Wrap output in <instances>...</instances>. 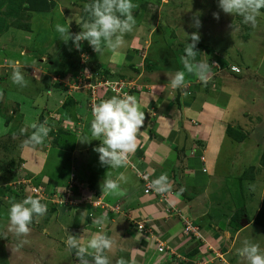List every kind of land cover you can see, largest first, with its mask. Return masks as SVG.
I'll list each match as a JSON object with an SVG mask.
<instances>
[{
	"label": "rangeland",
	"instance_id": "rangeland-1",
	"mask_svg": "<svg viewBox=\"0 0 264 264\" xmlns=\"http://www.w3.org/2000/svg\"><path fill=\"white\" fill-rule=\"evenodd\" d=\"M52 1L55 6L58 4V8L51 5L52 11L44 15L47 21L43 18L35 22L33 18H29L30 31L16 29L13 30L14 33L7 34L13 20L27 11L25 9L28 4L24 0H0V187L11 185L15 180L17 184L25 183L28 195L36 193L37 197H43L41 202L47 204V213L38 220L34 218L30 225L31 233L27 237L29 243L17 251L15 248L18 238L7 231L8 211L13 201L20 202L23 199L20 200L12 190L4 194L9 199H5V202L3 200L0 207V264H79L75 253L66 244L69 234L79 235L76 230L78 228H73L76 226L75 222L72 225L73 218L69 217V221L66 212L71 207L88 210L87 204L82 208L79 206L80 197L86 199L84 203L92 201L94 205L99 202L95 201V190L84 182L87 179L86 172L92 178L96 166L101 165L99 154L93 149L102 141L91 136V121L88 125V120L93 119L90 106L92 97L89 92L91 86H96L95 97L99 98L106 94L131 95L137 85L145 82V78H148L147 81L152 80L151 82L164 79L165 83H170L177 71H186L180 57L184 55L186 43H191L187 34L190 36L192 32L199 31L201 39L196 46V60L206 61L210 65L209 75L212 67H217L221 60L227 62L224 66L227 68L223 70L219 65L216 74L223 72L231 75L229 71L234 64L240 69L238 78L249 79H241L239 82L234 79L236 83L226 84L224 88L227 96L218 104V115L219 112L228 115V109L237 106L241 99L245 101L243 106L250 116L251 107L256 109L258 105L259 109H264V12H261L257 25L253 28L245 24L241 16L225 14L219 9L218 0H132L138 5L133 9L136 25L131 33L124 36V47L112 51L102 45V52L96 53L87 41L81 43L79 50L71 40L65 44L60 40L61 37L57 39L60 34L55 29L57 23L62 25V21H65L64 25L67 26L71 21L70 32L82 31V23L89 18L84 5L92 0ZM66 11L71 14L67 15ZM216 12L219 13L218 20L213 17ZM196 14H199L201 22L199 29L191 26ZM76 21L80 23L77 24ZM23 41L24 49L21 48L16 53V47ZM203 44L209 46L212 54L203 51ZM136 55L141 57L139 64H136ZM16 62H19L28 81L27 87L20 88L10 79ZM130 63L138 65L137 71L129 67ZM139 71L141 72L138 73ZM186 79L191 80L195 86L198 78L186 73ZM121 80L126 82L121 93L112 92L108 86H97L99 82L114 87ZM198 84L203 82L199 80ZM206 98L211 101L209 97ZM45 121L52 131L42 145L34 148L45 159L43 167L37 169L34 159L28 160V164L20 159V151L23 141L33 131L30 125ZM240 124L243 131L247 123ZM22 127L27 128L24 135L20 134ZM256 135V138L253 134L250 135L239 144L236 143L239 141L225 137L218 165L220 187L210 196L209 211L205 218L208 223L219 220L218 223L222 224L226 220L229 228L234 230L237 229L233 221L235 215L239 216L238 220L246 219L249 222L248 225H242L247 227L238 235L234 252L226 257L230 264H247L237 253L246 239L259 244L264 252V124H260ZM83 138L91 141L81 143L79 140ZM239 149L242 152H238ZM161 162L157 164L161 165ZM143 169L136 159L129 160L126 167L106 168L107 174L112 178L123 170L127 183L122 185L128 188L134 185L140 188L144 186L135 174L137 171H144ZM147 170L151 180H155L157 176L151 172L152 169ZM29 171L32 174L27 179L25 177ZM41 171L48 175L55 174L56 178L57 175L63 179L65 176L68 179L70 177V192L60 196L42 192L45 181L40 185L41 188L34 189L31 177ZM167 171L169 173L168 169ZM72 175L74 177L71 180ZM100 175L104 179L106 173ZM79 177L83 178L82 183ZM86 191L88 196L85 195ZM76 194L80 197H76ZM67 205L71 206L68 210ZM113 206V211L119 209ZM241 208L246 209V216L239 211ZM111 214L108 216L109 220ZM5 235L7 239L4 238ZM88 239L84 238L86 243ZM87 259L89 264H94L91 258Z\"/></svg>",
	"mask_w": 264,
	"mask_h": 264
},
{
	"label": "crops",
	"instance_id": "crops-1",
	"mask_svg": "<svg viewBox=\"0 0 264 264\" xmlns=\"http://www.w3.org/2000/svg\"><path fill=\"white\" fill-rule=\"evenodd\" d=\"M261 10L264 12V9ZM233 73L238 74V72H230L231 75ZM231 75L223 72L216 74L212 70L208 76L211 80H207L206 83L198 84L199 80L196 79L194 86L188 78L185 79L184 89L175 90L171 88L169 82L165 83L164 79L153 82L144 79V83L132 90L131 95L137 98L141 111L145 112V121L138 133L136 151L129 160L136 159L144 171L152 169L151 172L157 178L162 173H167L172 182L168 201H175L176 209L186 213L193 221H200L198 225L202 237L199 239L185 235L177 214L167 215L166 202L159 196L146 194L144 186L140 188L134 185L128 188L121 184V188L126 190L123 196L102 193V189L98 190L102 188L103 181L100 173L107 174L106 168L110 167L97 165L93 171L95 177L92 178L91 185L86 179L84 182L90 189L95 190L93 193L99 198L98 203H103L105 207L118 205L119 209L111 212L112 214L106 213L103 206V209H100L102 207H93L90 202L83 204L81 201L86 199L78 194L76 197H80L79 206L82 208L87 204L88 210L76 207L68 210L67 207L69 212H65L69 221L71 219L69 217L73 218L72 225L74 226V222L76 225L73 228L79 229H76L79 232L78 237L83 236L85 239L88 237L90 239L92 234L100 230L92 221L97 217H106L103 231L115 241L113 251L108 253L112 264L121 257L125 260L134 259L135 264H230L226 257L234 252L238 235L247 226H242L243 219L239 222L241 227L236 230L230 229L226 220V223L221 224L218 223L219 220L216 223H213L214 221L208 223L205 219L209 211L210 196L220 187L218 182L221 176L218 165L221 149L226 142L224 139L228 136L225 129L227 124H230L242 131L240 123L245 122L247 123L243 127L245 138L252 134L256 138L258 127L264 124L263 107L262 109H259L258 105L256 109L251 107L252 116H250L243 106L246 103L241 98L237 106L228 109V115L220 112L218 115V104L227 96L224 88L226 84L236 83L234 79L238 82L241 79L249 80L238 78L239 74ZM227 80L231 82H226ZM185 92L188 94L185 95ZM111 97L112 95L108 94L99 97L98 104ZM206 97L211 101H207ZM90 121L88 120V125ZM241 150L237 151L242 152ZM20 156L27 164L28 160L34 159L37 169L45 164L42 155L29 146H22ZM158 161H162V164L158 165ZM121 172L124 171L120 170L119 173ZM180 188L186 189L185 195L177 198L175 193ZM212 188L214 189L207 190ZM88 194L86 191L85 195ZM112 216L116 218L113 219ZM136 223L144 224L145 230H138ZM246 224L248 225L249 222ZM85 241L82 243L86 244ZM194 249L196 253L188 256V252Z\"/></svg>",
	"mask_w": 264,
	"mask_h": 264
},
{
	"label": "clouds",
	"instance_id": "clouds-1",
	"mask_svg": "<svg viewBox=\"0 0 264 264\" xmlns=\"http://www.w3.org/2000/svg\"><path fill=\"white\" fill-rule=\"evenodd\" d=\"M138 5L132 0H92L91 3L84 5V11L88 13L89 18L82 23V31L72 33L69 30L71 21L67 26L57 23L56 31L65 44L70 40L74 47L79 50L81 43L87 41L96 53L102 52L103 48L117 51L124 47V36L131 33L136 25V19L133 9ZM218 7L225 14L239 15L243 18L245 24L253 28L257 25V18L261 15V9H264V0H218ZM215 19H219V13H213ZM192 27L199 29L201 22L199 14L192 18ZM76 23H80L76 21ZM187 39L191 43H186L184 55L180 57L181 63L186 71H177L170 80L172 89H183L187 74H194L200 81L207 82L210 73V65L206 61H197V44L201 37L199 31L187 34ZM217 62H214L216 64ZM232 66L237 69H233ZM217 67H220L219 64ZM224 69V68H223ZM218 70V68H217ZM231 72H239L240 69L234 64L231 65ZM220 72V70H219ZM13 84L24 88L28 86L24 73L21 70L19 62L13 69L10 77ZM187 95L188 93H184ZM2 96V93H0ZM91 136L94 139L102 141L93 151L99 154L101 166H109L112 169L126 167L129 163V157L135 153L138 144V133L145 121V112L141 111L137 98L133 95L124 94L123 96L114 95L109 99L103 100L92 108ZM33 130L23 141L24 146L37 147L44 143L48 138L52 128L44 123H32ZM27 128H21L20 134L24 135ZM103 137L101 140L100 138ZM81 143L90 142L87 138L79 140ZM122 183H127V176L121 172L115 178L106 174L102 181V193L116 196H123L126 190L121 188ZM151 189L158 194L164 195L172 191V182L167 173H162L158 178L151 181ZM186 189L180 188L175 193L178 198ZM43 197H33L28 195L20 202L13 201L8 211L7 231L18 238L15 250H19L28 244L27 237L31 233L30 225L34 218L39 219L47 213V204L42 203ZM170 206L175 205V201H169ZM95 224L100 230L92 234L87 243L84 244L83 236L70 235L66 244L69 250L75 249V255L79 264H89L87 257L91 256L94 264H112L108 253L112 252L115 241L104 231L106 217H97ZM4 238L7 239L5 235ZM12 250V249H11ZM240 257L247 261V264H264V252L261 251L259 244L252 243L249 240L243 241V246L237 249ZM115 264H135L134 259L125 260L123 257L117 259Z\"/></svg>",
	"mask_w": 264,
	"mask_h": 264
},
{
	"label": "trees",
	"instance_id": "trees-1",
	"mask_svg": "<svg viewBox=\"0 0 264 264\" xmlns=\"http://www.w3.org/2000/svg\"><path fill=\"white\" fill-rule=\"evenodd\" d=\"M17 1H20V0H17ZM24 2L27 3L28 4V7H30V8L27 7V9H25L27 11H25V12L23 11V13H21L16 19L13 20V25L11 27H9L7 34L10 33V32H13V30H16V29L29 30L30 29V25H29L28 20H27L29 18H33L35 20V22H37V20L39 21V19H43V18L47 21V19H46V17L44 15H48V13H50V11H52V6L51 5H54L55 6V3H53L52 0H50V1L49 0H24ZM55 7L58 8V4ZM65 13L67 15L68 14H71L70 12H67V11ZM72 16H74V15H72ZM23 18L25 20H22ZM64 24H65V21H62V25H64ZM59 37H60V35L57 37V39ZM23 43H24V41L21 42V45H19V46L16 47V45L12 42V45L15 46L16 49H18V50H16L17 51L16 53H19V51L21 50V48H23V46H24ZM202 47H203V51L204 52H207V54H212L211 49L209 48L208 45H204L203 44ZM132 52H134V51H132ZM130 56H132V55H130ZM129 58L131 59V57H129ZM140 58L141 57L138 58V56L136 55L135 60L136 61H139ZM177 58L179 59V56H177ZM218 63H219V65L222 68H224V69L227 68V67H224L227 64V62H224V61H221L220 60V61H218ZM136 64H138V63H136ZM136 64L130 63L129 64V67L132 68V69H134L135 71H137L136 67H138V65H136ZM212 69H213V71H216L217 70V67H212ZM229 72H231V70ZM237 75L238 74H236V73H233L232 74V76H237ZM255 78H256V76H255ZM145 79L148 80V78H145ZM77 100L79 101L80 99H77ZM225 133L229 137L233 138L236 141H242L245 138V133L243 131H240L239 129L233 127L230 124H227L226 129H225ZM26 174H27V177H25V178L28 179V178H30L29 176H31L32 173L27 172ZM86 175H87V179H88V180L86 179L87 180V183L88 184L90 183V185H91L92 178H94L95 175L94 174L91 175L92 178L90 177V173L89 172H86ZM73 177H74V175L71 176V180H72ZM69 180H70V177L68 179V176L67 177L65 176L64 179H63V178H61V177H59L57 175V178H56L55 174H49L48 175V174H45L44 171H41L40 173H38L34 177H31V182L33 184L32 187H35V188L40 187V185L43 184V182L45 181V186L43 187V191L42 192H50L53 195H55V193H56L59 196L60 195H63V194H66V192H70V191H68L69 190L68 187H70L69 186ZM79 180H81V183H82L83 178L82 177H79ZM24 184L25 183H19V182L17 184V181L15 180V181L11 182V185H5L4 187H0V207H2L3 200L5 202L6 201L5 199H9V196H6L5 197V195H4L7 191L8 192H11V190L14 191L15 192V195H17L20 200H21V198L22 199L26 198L28 196V193H26L27 192L26 190L28 188L26 189V185H24ZM30 195H32L34 198L38 196L36 193H33V192L30 193ZM77 195L78 194H76L75 196H77ZM97 195H98V193H97ZM94 198H95V201L96 200H99V198H96V196ZM11 199H12V196L10 197V200ZM81 202L83 203L84 201H81ZM91 202H90V204L92 205ZM92 206L93 207L100 208V207L103 206V203L100 202V203H98L96 205H92ZM67 207L69 208L71 206L70 205H67L66 208ZM103 207H104V211L106 213H108V212H114L113 209H112L114 206H112V207H107V206L105 207V206H103ZM103 207L100 208V209H103ZM263 207H264V203H263ZM73 208H75V207H71V209H73ZM239 211L244 216H246V209L245 208H241ZM181 213L184 214L182 211H181ZM262 214H263L262 216H263V222H264V213H262ZM184 215L187 216L186 213ZM238 217H239L238 215H235V218H233L234 224L237 227V229L240 227V223H239L240 220H238ZM178 218H179V222H181L180 216H178ZM192 222L199 227L198 224H200L199 223L200 221H198V220H194L193 221L192 220ZM181 226H182V224H181ZM199 229H200V227H199ZM75 251H76L75 249H72V252L75 253ZM195 253H196V249L191 250L190 252H188L187 255L188 256H190V255L192 256ZM89 258L92 259L91 256H89Z\"/></svg>",
	"mask_w": 264,
	"mask_h": 264
},
{
	"label": "built area",
	"instance_id": "built-area-1",
	"mask_svg": "<svg viewBox=\"0 0 264 264\" xmlns=\"http://www.w3.org/2000/svg\"><path fill=\"white\" fill-rule=\"evenodd\" d=\"M233 69H237L236 67L232 66ZM99 85L97 86H108L110 88V90H112V92H120L121 93V89L122 87L126 84V82H124V80H121V81H117L115 83V86L114 87H111V84H108V83H99ZM96 87V86H94ZM91 86V90H90V93H91V103H90V106H91V109L93 108L94 105H96V102L98 101V98L95 97V94H96V90H94L95 88ZM137 175V177L143 182L144 184V192L146 194H152V195H155V196H159L163 201L166 202V208H165V211L168 214H177L178 216H180V219H181V224H182V232L185 234V235H188V236H192L194 238H199L201 239V234H200V229L199 227L194 224L192 222V220L181 213L180 210L176 209L174 206H170L169 204V201H168V194H164V195H161V194H158L156 193L155 191H153L150 187L151 185V176H150V173L147 172V171H137L135 173ZM35 189V187H33ZM41 187H37V189H39ZM69 191V190H68ZM98 204V203H97ZM96 205V204H94ZM116 209H118V206H116ZM136 227L138 230L140 231H144L145 230V225L144 224H141V223H136Z\"/></svg>",
	"mask_w": 264,
	"mask_h": 264
},
{
	"label": "water",
	"instance_id": "water-1",
	"mask_svg": "<svg viewBox=\"0 0 264 264\" xmlns=\"http://www.w3.org/2000/svg\"><path fill=\"white\" fill-rule=\"evenodd\" d=\"M242 223L243 224H246L247 223L246 219H243Z\"/></svg>",
	"mask_w": 264,
	"mask_h": 264
}]
</instances>
